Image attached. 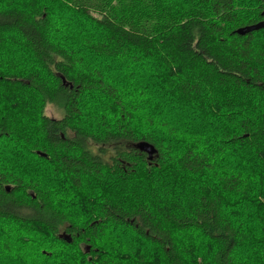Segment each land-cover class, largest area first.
<instances>
[{
  "label": "trees",
  "instance_id": "obj_1",
  "mask_svg": "<svg viewBox=\"0 0 264 264\" xmlns=\"http://www.w3.org/2000/svg\"><path fill=\"white\" fill-rule=\"evenodd\" d=\"M263 21L264 0H0V264H264V105L234 101L264 99V29L236 32Z\"/></svg>",
  "mask_w": 264,
  "mask_h": 264
},
{
  "label": "rangeland",
  "instance_id": "obj_2",
  "mask_svg": "<svg viewBox=\"0 0 264 264\" xmlns=\"http://www.w3.org/2000/svg\"><path fill=\"white\" fill-rule=\"evenodd\" d=\"M261 42H263V38H260L258 40V43H261ZM263 72H264V70H263ZM234 94H237V93L234 92ZM247 97H249V96L246 95V98H245V97H241L240 95H238V99L237 100H236V97H235L234 101L236 103H238L239 106L237 108H239V110L240 109L247 110L248 105L250 103H253V102H256L255 105H259V109L262 108V106L264 105V99L263 98H258V97L253 96L252 98L257 99V100L256 101L249 102ZM202 106L207 111L212 110L211 108H209L210 105L207 104V103H204L203 102V105ZM46 114H47L48 117L53 118V119H56V118L59 119V118H61V112L59 110H57L54 106H49L47 108V110H46ZM192 114H189V116H190V122H194V121L195 122H199L200 121L199 115H197L195 113H192ZM186 129H187L188 132H192L194 130H197V129H194L193 127L189 126V125H187ZM12 169H14V167ZM251 203H252V201H251ZM251 210H252V206H251ZM80 214L83 215L84 213H80ZM262 216H263V214H262Z\"/></svg>",
  "mask_w": 264,
  "mask_h": 264
},
{
  "label": "water",
  "instance_id": "obj_3",
  "mask_svg": "<svg viewBox=\"0 0 264 264\" xmlns=\"http://www.w3.org/2000/svg\"><path fill=\"white\" fill-rule=\"evenodd\" d=\"M262 29H264V21L260 22L259 24H256V25H251V26H246V27L240 28L236 32H237V34H239L241 36H244V35L250 34L252 32H257V31L262 30ZM63 83L65 84L66 82L63 81ZM136 148L139 149L140 151L147 152L149 154V159L150 160H152L153 155L155 153H157L155 148L152 147V146H146V145L145 146H140V145H137ZM38 154L40 156H42V157L45 156L44 154H40V153H38ZM6 190H7V192H10V187H7ZM65 239L67 241L71 242V238L69 236L66 237Z\"/></svg>",
  "mask_w": 264,
  "mask_h": 264
}]
</instances>
